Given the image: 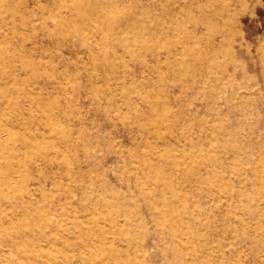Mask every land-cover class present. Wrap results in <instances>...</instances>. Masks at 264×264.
Instances as JSON below:
<instances>
[{"label": "rangeland", "instance_id": "rangeland-1", "mask_svg": "<svg viewBox=\"0 0 264 264\" xmlns=\"http://www.w3.org/2000/svg\"><path fill=\"white\" fill-rule=\"evenodd\" d=\"M0 264H264V3L0 0Z\"/></svg>", "mask_w": 264, "mask_h": 264}, {"label": "crops", "instance_id": "crops-1", "mask_svg": "<svg viewBox=\"0 0 264 264\" xmlns=\"http://www.w3.org/2000/svg\"><path fill=\"white\" fill-rule=\"evenodd\" d=\"M262 3H264V0H260Z\"/></svg>", "mask_w": 264, "mask_h": 264}]
</instances>
